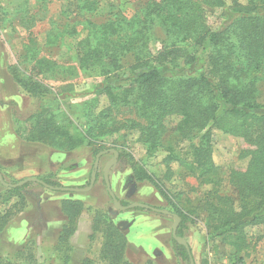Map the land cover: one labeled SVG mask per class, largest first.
<instances>
[{"label": "rangeland", "instance_id": "374dc122", "mask_svg": "<svg viewBox=\"0 0 264 264\" xmlns=\"http://www.w3.org/2000/svg\"><path fill=\"white\" fill-rule=\"evenodd\" d=\"M147 1L100 0L97 10L87 12L75 7L82 5L81 0H0V173L6 182L15 184L29 177L46 176L64 187L87 189L90 186L96 151L100 147L84 144L69 150L59 139L25 140L31 128L28 119L45 107L48 111L44 114L54 111L61 115L60 122L64 119L62 113L73 111L75 120L82 127H88L94 115L86 114L84 103L98 99L100 107L104 106L106 98L101 89L106 82L98 69L81 68L78 62L77 43L87 33V20L102 23L114 15L132 18ZM231 4L232 0H227L223 7L203 4L206 24L212 29L218 28L228 19ZM164 37V31L156 26L155 38L150 43L153 53L161 49ZM34 52L60 62L55 70L39 77L49 89V95L41 100L19 83V79H26L32 71L34 61L27 57H36ZM123 63H131V58L126 57ZM261 84L264 96V82ZM129 116L127 108L119 114L120 118ZM180 118L171 116L166 120L167 140L176 139L175 129ZM203 133L210 135L212 158L223 177L222 193L234 195L231 170L245 168L248 163V158L241 155L240 140L214 127H207ZM102 140L100 152H106L100 157L93 187L87 191L54 190L31 181L19 194L8 196L6 188L9 187L0 181V212L8 209L13 212L0 237L1 257L14 259L19 249L31 244L39 263L107 264L101 258L104 226L94 228L96 220L102 219L105 223L112 221L124 232L128 240L126 256L134 264H190L176 254L172 245L174 215H178L180 208L189 217L183 238L191 248L195 264H205V261L238 264L240 257L244 259L243 264H264V225L249 227V249L235 254L221 237L208 234L200 199L210 185H201L196 173H189L179 161L170 166L162 162L164 152L149 157L137 130L124 129ZM179 144L185 149L189 142ZM111 149L118 151L116 161ZM188 159L191 162L193 158ZM106 168L119 206H123L120 201H124L129 208L115 207L105 181ZM140 168L151 175L158 186L146 179ZM64 199L80 200L85 209L80 219L81 228L78 230L77 226L67 244L57 241L66 221L62 212ZM136 203L164 209L170 214L132 206Z\"/></svg>", "mask_w": 264, "mask_h": 264}, {"label": "trees", "instance_id": "16d2710c", "mask_svg": "<svg viewBox=\"0 0 264 264\" xmlns=\"http://www.w3.org/2000/svg\"><path fill=\"white\" fill-rule=\"evenodd\" d=\"M81 1L82 5L75 7L92 12L100 0ZM226 2L149 0L132 18L114 15L102 23L88 19L87 33L77 43V58L81 68L98 69L104 76V106L100 107L98 99L84 103L86 114L94 115L86 128L75 120L73 111L62 113L63 124L61 115L54 111L44 114L48 109L42 107L29 116L31 128L24 139H59L69 150L84 144L97 145L98 154L103 138L124 129L137 130L149 157L164 152L162 162L170 166L179 161L189 173H196L201 185L211 186L200 199L208 234L221 237L239 255L249 249L247 229L264 225V0H232L228 19L218 28H210L203 4L223 7ZM156 26L165 37L161 49L153 53L150 43ZM34 54V58L27 57L34 61L30 75L19 79V83L41 100L49 95V89L39 77L55 70L60 62L40 52ZM126 57L131 58V63L124 65ZM123 108L128 109L129 117H119ZM171 116L181 117L174 141L166 138L165 122ZM207 127L237 137L242 157L248 158L245 168L231 170L234 195L222 193L223 177L212 158L210 135L203 133ZM17 133L23 138L20 130ZM184 141L189 142L188 148L179 144ZM188 157L193 158L191 162ZM140 173L156 183L142 168ZM37 178L54 190L64 187L46 176ZM31 183L6 188V195L19 194ZM84 210L80 200H62L66 221L59 231L58 243H68ZM177 210L181 220L176 236L184 237L189 217L180 208ZM11 215L9 209L0 212V237ZM101 220L97 219L94 227L96 230L104 226L101 258L107 264H134L126 256L128 240L124 232L112 221ZM172 245L176 254L189 263L187 247L174 236ZM237 262L243 264L244 259L240 257ZM0 264L44 263L37 261L31 244H25L14 259L0 256Z\"/></svg>", "mask_w": 264, "mask_h": 264}, {"label": "water", "instance_id": "95a60500", "mask_svg": "<svg viewBox=\"0 0 264 264\" xmlns=\"http://www.w3.org/2000/svg\"><path fill=\"white\" fill-rule=\"evenodd\" d=\"M111 151H113L115 153V157H114L113 161H116L117 160V157H118V151L116 149H111ZM105 152L106 151L99 152L97 154V156H96V161H95L94 172H93V175H92L91 184H90V186L87 189H83V188H72V187H62L60 189L61 190H73V191H87V190L91 189L93 187L94 181H95V179L97 177V170H98V166H99L100 157ZM104 175H105V181H106L107 189H108L110 195L114 199L115 207H117L119 209H122V210H125V209L129 208V206H119V201L115 197V195H114V193L112 191V188H111V182H110V179H109V176H108V170H107V168L105 169ZM0 181L6 187H15V186L22 185L26 181H33V182H38V183L44 185L47 188L54 189V187H52L49 184L45 183L44 181L38 179L37 177H29V178H27V179H25V180H23V181H21V182H19L17 184H10V183L6 182L3 179V176L0 173ZM132 206H140V207H145V208H151L152 210L157 211V212H161V213H164V214H170V212L167 211V210L154 208V207H151V206H149L147 204L136 203V204H134ZM174 216H175V222H174V225H173V232H172V234H173V236L177 240L180 241V243L184 244L187 247V249H188V251H189V253L191 255L190 264H195L194 263V259L192 257L191 248H190L189 244L187 243L186 239H184L183 237H177L176 236V230H177V227H178V224H179L181 218L178 215H174Z\"/></svg>", "mask_w": 264, "mask_h": 264}, {"label": "crops", "instance_id": "0c3cea01", "mask_svg": "<svg viewBox=\"0 0 264 264\" xmlns=\"http://www.w3.org/2000/svg\"><path fill=\"white\" fill-rule=\"evenodd\" d=\"M81 218H82V215L80 216V218H79V220H78V230L81 228V223H82V222H81V220H82ZM80 219H81V220H80ZM87 232H88V231H87ZM88 233H89V232H88ZM88 233H87V234H88ZM87 238H90V237L88 236ZM156 246H159V242L156 243ZM75 248H76V247H75ZM74 254H75V253H74ZM126 255H127V253H126ZM72 258H73V255H72ZM128 259H130V258H128ZM130 260H132V259H130ZM132 261H133V260H132Z\"/></svg>", "mask_w": 264, "mask_h": 264}]
</instances>
